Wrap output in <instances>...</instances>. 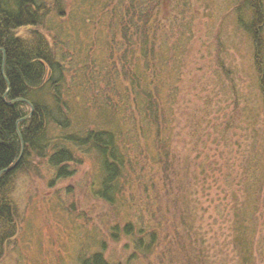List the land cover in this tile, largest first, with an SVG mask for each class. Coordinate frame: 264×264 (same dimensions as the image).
Here are the masks:
<instances>
[{"label":"rangeland","instance_id":"obj_1","mask_svg":"<svg viewBox=\"0 0 264 264\" xmlns=\"http://www.w3.org/2000/svg\"><path fill=\"white\" fill-rule=\"evenodd\" d=\"M124 1L126 6L129 0ZM259 2L264 20V0ZM241 3L156 1L163 19L159 38L164 47L157 58L163 62L164 76L168 74L164 100L170 121V149L177 150L183 164L188 163L194 171L195 178L190 175L188 183L193 212L199 219L194 232L201 236L210 264H239L233 241L241 223L250 227L247 236L251 251L258 264H264V105L256 68L259 61L264 72V21L256 44L237 26L236 8ZM48 5L45 25L36 30L45 34L53 48L58 46L59 33L61 41L74 44L69 49L76 61H67L84 72L87 80L82 81L88 89L83 91L87 93L84 104L73 111L72 126L92 127L104 116L93 110L100 108L99 102H92L94 95L99 101L104 94H110L118 104L125 100L118 91L105 88L108 82L104 76L113 75L122 64L121 75L129 67L142 78L141 73L147 74L146 63L138 52L134 58L128 57L132 63L121 60V51L109 60L106 21L111 8L121 9V0H49ZM162 7H173L175 12L162 14ZM243 14L248 22L250 14ZM31 32V28L23 27L17 34L26 38ZM115 32L116 41L122 42L119 29ZM77 60L84 63L82 67L86 65L81 68ZM73 67L67 73L71 81L77 79ZM124 80L128 84L129 79ZM77 93L74 89L70 96ZM248 166L259 169L256 180ZM95 170L92 160L85 158L71 178L54 180V170L32 156L29 170L13 178L15 233L4 245L0 264H80V257L102 249L114 264H172L170 255L132 256L134 248L123 226L137 210L122 204H132L130 190L122 202L105 203L94 193L98 185ZM161 204L160 209L153 205L157 210L154 214L165 213L170 218L172 203ZM143 212L148 220L150 212L146 208ZM114 223L118 224L117 236L111 238ZM182 228L179 224L180 231ZM133 229L137 231L136 226Z\"/></svg>","mask_w":264,"mask_h":264},{"label":"trees","instance_id":"obj_2","mask_svg":"<svg viewBox=\"0 0 264 264\" xmlns=\"http://www.w3.org/2000/svg\"><path fill=\"white\" fill-rule=\"evenodd\" d=\"M156 1L129 0L125 6V1L121 0V9L113 7L109 11L106 21L109 60L121 51L120 58L126 59L123 60L126 63L128 57L132 59L138 52L146 63L148 75L141 73V78L140 73H131L129 67L124 68L121 75L122 64L113 75L106 74L105 88L118 91L125 100L119 105L111 100L110 94H104L101 101L94 95L92 102H99L100 108L93 110L104 115L102 120L92 123V127L73 128V111L86 101L87 93L83 91L88 85L82 81L86 79L84 72L73 67L72 62L76 60L73 61L69 47L74 44L66 39L61 41L59 33L56 38L63 49L58 50V46L53 48L46 40L45 34L36 30L45 25L49 0H0V256L5 243L15 233L13 178L29 170V159L34 156L43 160L48 169L54 170L53 179L61 180L71 178L85 158H90L96 167L94 177L98 185L94 193L99 199L113 205L130 190L132 204L122 200L119 203L128 208L135 206L137 210L123 226L134 248L132 256L136 253L155 254L157 258L170 255L172 264H210L204 242L194 232L199 219L193 212L191 192L188 191L189 176L195 178L194 171L188 163L183 164L177 150L170 149V121L164 100L168 74L164 76L163 62L157 58L164 47L159 38L163 19ZM262 8L259 0H242L236 8L237 26L256 44L264 21ZM166 10L169 8L162 7V14ZM242 11L250 14L248 22ZM168 12L175 11L171 7ZM23 27L32 29L26 38L17 34ZM117 29L122 42L115 39ZM77 62L81 68L86 65L82 67L84 63ZM72 67L77 83L75 79L68 80V69ZM256 68L264 105V72L259 61ZM125 78L129 79L128 84H124ZM74 89L78 96H70ZM88 108L83 106L85 112ZM28 114L29 117L23 119ZM21 149L23 154L18 163L5 172L18 159ZM248 170L256 180L259 169L248 166ZM263 172L264 168L261 177ZM92 181H89L91 185ZM169 201L172 203L170 218L165 213L154 214L157 207L160 209V202L163 207ZM143 207L150 212L148 220H145ZM179 224L183 227L181 231ZM117 227L116 223L112 225L111 238L117 236ZM249 228L241 223L233 241L239 264H258L247 236ZM80 264L114 263L107 259L102 249L80 257Z\"/></svg>","mask_w":264,"mask_h":264},{"label":"bare ground","instance_id":"obj_3","mask_svg":"<svg viewBox=\"0 0 264 264\" xmlns=\"http://www.w3.org/2000/svg\"><path fill=\"white\" fill-rule=\"evenodd\" d=\"M13 101H14V100L10 101L9 103H12ZM22 154H23V149H21L20 154H19V157L22 156ZM19 157H18V158H19ZM17 160H18V159H17ZM17 160L15 161V163L17 162ZM15 163H14V164H15ZM17 163H18V162H17ZM17 163H16V164H17ZM14 164H13V165H14ZM16 164H15V165H16ZM13 165H12V166H13ZM15 165H14V166H15ZM12 166L9 167V168H7V169H5L4 171L6 172V171H10V170H12V169L14 168V166H13V167H12ZM1 173H2V172H0V174H1Z\"/></svg>","mask_w":264,"mask_h":264},{"label":"water","instance_id":"obj_4","mask_svg":"<svg viewBox=\"0 0 264 264\" xmlns=\"http://www.w3.org/2000/svg\"><path fill=\"white\" fill-rule=\"evenodd\" d=\"M30 113H31V112H30ZM29 115H30V114H28L27 116H25L23 119L29 117ZM20 158H21V156L18 158L17 162L19 161ZM17 162H16V163H17ZM16 163H15V164H16ZM15 164H14V165H15ZM14 165H13V166H14ZM13 166H12V167H13Z\"/></svg>","mask_w":264,"mask_h":264}]
</instances>
